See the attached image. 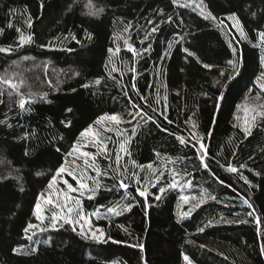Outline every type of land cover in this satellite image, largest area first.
Returning a JSON list of instances; mask_svg holds the SVG:
<instances>
[{
    "label": "trees",
    "instance_id": "16d2710c",
    "mask_svg": "<svg viewBox=\"0 0 264 264\" xmlns=\"http://www.w3.org/2000/svg\"><path fill=\"white\" fill-rule=\"evenodd\" d=\"M92 3L104 9L99 18L87 14L88 0H0V48L10 49L0 52V76L25 81L27 101L20 109L9 89L0 95V264H189L185 256L192 264H264V118L248 136L235 122L244 98L263 93L264 0H203L215 20L172 0ZM233 13L248 39L239 42L221 24ZM118 22L129 25L135 52L122 46L114 71L108 49ZM21 33L32 42L20 46ZM103 115L124 122L128 171H113V156L99 158L107 175L96 177L102 187L83 206L120 215L98 222L103 241L66 225L21 252L39 197L80 133ZM172 171L207 194L188 216L169 188Z\"/></svg>",
    "mask_w": 264,
    "mask_h": 264
},
{
    "label": "rangeland",
    "instance_id": "374dc122",
    "mask_svg": "<svg viewBox=\"0 0 264 264\" xmlns=\"http://www.w3.org/2000/svg\"><path fill=\"white\" fill-rule=\"evenodd\" d=\"M178 2L182 5L188 4L189 7L196 10L203 16L207 15V12L203 8V6L201 7L196 6L197 4H199V2H196L194 0H178ZM229 17L230 16L227 17L226 21H221V24L225 26L229 34H231L239 42L242 40L248 39L244 30H243L244 36H241L240 31L234 26L236 21L229 19ZM239 24L241 25L240 22ZM116 25L117 26L115 27L114 32H113L112 45H111V49H113V52L110 53L112 69L116 68L114 58L119 52V51L117 52L116 49L119 48L120 50L122 46H127L125 44V40L128 41L127 34L129 30V25H126L120 22H118ZM125 28H127V31H125ZM258 46L262 48L261 51L263 52V56H264V40H261L260 36H259ZM257 83H258L259 89L261 90L260 84L264 83V79H260L259 81H257ZM261 91L263 93L250 94L246 96V98H244V100L239 104L237 113L235 116V122L241 128L247 126V124L245 123L246 120L249 123H252L251 116L255 114L254 112L251 111V108H249V110L246 112L245 111L246 107H249V106L255 107L258 105H264V90H261ZM260 110L264 111V109H260ZM110 116L112 115H103L101 117H110ZM99 118L91 125L92 132L89 133L86 137L79 136L78 140L75 142L74 145H77L78 147H80V152H73L72 151L73 147H72L71 150L69 151V153L71 152L72 155H69L68 153L63 164L61 165V166L66 167L69 171H72L77 176L86 175V176H91V177H97L96 172L93 169L88 168L87 171H85L84 157H82L81 153L88 152L92 154L88 158L89 163H91L94 158L96 165L99 166L102 172V169L99 165V158L101 157L110 158L111 156H113L114 161L116 163V153L119 151V143L122 140H124L125 137H128L126 128L124 126V122L121 119H120V123H116L115 121H110L107 119L97 123ZM189 128H190L189 130L191 133V138L197 139V143L199 145L200 150L203 152V154H205L206 152L205 146L203 148L200 147V145L203 144V142L200 140V135L198 134V131L192 121L189 123ZM108 129H112V130L109 131ZM96 141H101L102 144L106 146L107 148L106 153L103 151L102 147L98 146ZM126 148H127V145H126ZM120 155L122 159L119 162L120 167L118 171L123 172L126 166L125 159H126L127 154H125L124 152H120ZM116 167H117V164H116ZM181 179L182 177L180 178L178 176L177 171H172V173L170 174V184L173 182V180H175L177 184V186L175 188H172V190H175L179 193L182 206L187 207V209L189 210L190 207H192L193 205L199 202L201 197H203L204 200L207 198V194L205 192L196 193L195 190L192 187H190V184L188 182L182 183ZM65 180L68 183L72 184L74 188H78L77 180L74 179L73 176L68 175L67 172L58 176L56 183L53 184V187L51 189H49L48 186L46 187L45 191L43 192V198H41L40 196L38 200V202L41 205V210H42V215L44 216V220L41 221L37 219L36 208H35L36 221L32 224L38 225V228L29 229V231L26 233L28 243L25 246L20 248L21 252L27 253L29 251L35 250L37 247L38 240L41 238V236L51 231H54L56 229L62 228L66 225L70 226L72 229H75V231H77L78 233L90 239H94L92 238V232H96L98 236L100 235L97 229H101V230L103 229L98 224V222L101 219H108L110 217V213L108 211H102V210L87 211L83 206V198L89 197L92 194L91 191H87V190H80V191L72 192L70 194L73 197L78 198L81 201L80 210L83 212L88 222L85 223L84 221H81L80 224L70 225V224L64 223L63 220H60L58 221L55 228L50 227V222H51L50 218L52 216V213L58 212L59 209H57L54 204L49 205L45 201L47 198L51 197L55 202L63 203V200H64L63 191L67 190V185L64 183ZM86 182L89 184L90 188L93 186L92 180H87ZM143 183L144 181H142V184ZM184 196L189 197L188 203H184V201L182 200V197ZM69 203H70V206H75L73 202H69ZM81 225H83V232H81ZM40 229H43V231H40ZM103 233H104L103 237L99 239L98 241H103L105 239L106 232L103 230ZM94 240H97V239H94Z\"/></svg>",
    "mask_w": 264,
    "mask_h": 264
},
{
    "label": "snow or ice",
    "instance_id": "6c2138e0",
    "mask_svg": "<svg viewBox=\"0 0 264 264\" xmlns=\"http://www.w3.org/2000/svg\"><path fill=\"white\" fill-rule=\"evenodd\" d=\"M173 3H178V0H172ZM203 5V0H200V3L197 4V7H201ZM89 7V12L87 13L90 16H94L96 18H99L100 14L103 13L104 9L103 7H96L95 5H93L92 0H88V5ZM185 7L189 6L188 4L184 5ZM71 10V8L69 9ZM205 19H213L215 20L216 17L213 16V14L209 11L207 13V15L204 16ZM169 19H171V17H169ZM229 19H232L234 21H236L235 23V27L240 31L241 36H244V32L243 29L241 27V25L239 24L238 18L236 16L235 13L231 14ZM29 27H31V21H28ZM11 27V25H9ZM0 31H2V29H0ZM17 31L19 32L20 30L17 29ZM125 31H127V28H125ZM153 32L157 31L156 28L152 29ZM260 39L264 40V32H260L259 33ZM75 38V37H73ZM89 38H91V35L89 34ZM32 42V36H24L23 33L20 34L19 36V45L23 46L25 44L31 43ZM125 44L128 46V48L130 50H132L133 52H135V49L132 48V46L130 44H128V41L125 40ZM171 46V45H170ZM10 49H6V48H0V52H7ZM109 53L113 52V49H108ZM116 51H119V48L116 49ZM185 51L187 52L188 50L185 49ZM235 53V49L233 50ZM191 55V53H190ZM229 65H232L234 68L236 67V63L235 61L229 60L228 61ZM261 64L264 65V56L261 57ZM205 68H209L211 67L208 64L204 65ZM114 71L116 69H113ZM134 70V69H133ZM238 71V69H237ZM259 79H264V72H261L260 74V78ZM96 83H99V80L96 81ZM25 84V81L20 80L19 82L15 81L11 76L5 74L3 76H0V86H2V88H0V95H3V89H9L10 91L8 92V94L11 96L13 94H15L16 96L19 97L18 99V106L20 109H25L26 108V103L27 101L24 99L25 93H23L21 91V86ZM133 87H135V85L133 84ZM260 88L261 90H264V83L260 84ZM249 108H251V111L254 112L255 114L251 116V121L252 123H249L247 120L245 121V123L247 124L246 127L242 128V131L244 132L245 136H248L251 134L252 131V127L254 126V122L257 119V117H262L264 118V111H261L260 109H264V105H258L255 107H246L245 111L247 112L249 110ZM139 113H137L138 115ZM135 118V117H133ZM110 120V121H115L116 123H120V118L117 115H112L110 117H100L99 120L97 121V123H99L100 121L103 120ZM149 119H151V117H149ZM165 119H167L165 117ZM0 123H3L2 121H0ZM109 131H111L112 129H108ZM92 132V126L90 125L88 128H86L84 131H82L80 133L81 137H86L89 133ZM119 134V133H118ZM133 134H135V129H133ZM130 137H125L124 140H122L119 143V151L116 153V164H117V169H114L113 171H118L119 167H120V160L122 159L120 152H124L127 155H130V152H128L126 145L127 143L130 142ZM180 142L184 143V139L183 137L180 138ZM96 143L98 144V146L103 148V151L106 153L107 152V148L106 146H104L102 144L101 141H96ZM201 148L204 147L203 144L200 145ZM73 152H80V147H78L77 145H73ZM69 155H72V153L70 152ZM82 157H84V164H85V171H87L88 168L93 169L96 172V176L99 177L101 175H107L106 172H101L100 168L98 165H96L95 163V159L93 158L92 162L89 163L88 158L92 155L88 152H83L81 153ZM203 153H201V160L203 161ZM133 164H135V161H132ZM111 167V166H110ZM141 168H147V169H152V165L149 164L147 166H139ZM204 167L207 168L208 165L204 164ZM243 167V165L241 166ZM228 170L230 172H236L237 169L235 167H232L231 165L229 166ZM125 172H127L128 170L125 168L124 169ZM67 172L68 175L73 176L74 179L77 180L78 183V188H74L72 184L68 183L66 180L64 181V183L67 185V190L63 191V203H57L55 202L51 197L46 199V203L49 205H55V207L57 209H59L58 212H53L52 216H51V222H50V227L55 228L58 221L63 220L64 223L66 224H70V225H75V224H80L81 221H84L85 223H87V219L85 217V215L83 214V212L80 210V204L81 201L78 198L73 197L70 193L72 192H76V191H80V190H87V191H91L93 193V195H95L96 191L102 187L101 183L99 182V180L96 177H91V176H86V175H81V176H77L75 175L72 171H69L66 167L61 166L60 168L57 169L56 174L53 175L51 177V180L48 184V188L51 189L53 187V184L56 183L58 176H60L61 174ZM42 175V173H37V176ZM121 175H123V173H121ZM160 175H163V173H161ZM7 178V177H5ZM129 177H125V179H128ZM131 178H135V180L137 181V183H139L140 177L137 173L133 172L131 173ZM157 179H159V177H157ZM87 180H92V184L93 186L90 188L89 184L86 182ZM177 186L175 180H173V182L171 184H169V188H175ZM119 187L125 190V194L128 195L127 193V188H128V184H126L124 182V180L122 179L119 183ZM137 191H139V195L140 196H145L146 195V191L147 189H145L144 191H140L139 189H137ZM165 191L164 188H160V192L163 193ZM41 198H43V193L41 194ZM93 196H89V199H92ZM157 199H159L160 197L157 196ZM211 199H215V197H211ZM182 200L184 201V203H188L189 202V197L184 196L182 197ZM69 202H73L75 206H70ZM204 203V198L201 197V199L199 200V202L195 205H193L192 208H189V210L187 212L182 213L183 216H188L191 214V212L193 211L194 207H198L199 204ZM244 204H246L249 208H252V205L249 203L248 200H244L243 201ZM36 208V217L37 219L43 221L44 220V216L42 215V210H41V205L39 202H37V204L35 205ZM131 205H126L124 210H130ZM107 211L109 213H113L115 215H120V212L117 211L116 207H110L107 209ZM253 213L249 212L248 215H252ZM228 222V221H225ZM257 222L259 223V219L257 220ZM38 228V225L29 223L28 226L24 229L25 232H28L29 229H36ZM75 230V229H73ZM204 229L201 228L200 231L202 232ZM40 231H43V229H40ZM97 231L100 233V235L98 236L96 234V232H92V238L94 239H101L104 235L103 230L101 229H97ZM81 232H83V225H81ZM139 247H143L142 245H140ZM262 251H264V248H262ZM184 259L186 261L189 262V264H191V261L189 260V257L185 256Z\"/></svg>",
    "mask_w": 264,
    "mask_h": 264
}]
</instances>
